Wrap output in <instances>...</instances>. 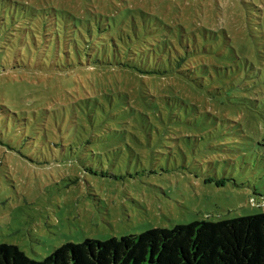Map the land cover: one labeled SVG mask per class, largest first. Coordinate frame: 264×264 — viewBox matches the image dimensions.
Instances as JSON below:
<instances>
[{
    "label": "rangeland",
    "instance_id": "rangeland-1",
    "mask_svg": "<svg viewBox=\"0 0 264 264\" xmlns=\"http://www.w3.org/2000/svg\"><path fill=\"white\" fill-rule=\"evenodd\" d=\"M0 67V244L264 213V0H0Z\"/></svg>",
    "mask_w": 264,
    "mask_h": 264
},
{
    "label": "trees",
    "instance_id": "trees-1",
    "mask_svg": "<svg viewBox=\"0 0 264 264\" xmlns=\"http://www.w3.org/2000/svg\"><path fill=\"white\" fill-rule=\"evenodd\" d=\"M51 19L53 29L45 35L54 36L52 31L57 28V20L53 16ZM128 31V26L115 28L108 21L98 27L101 35H114L112 32L132 35ZM128 52V62L120 60L118 66L131 68L129 61L138 55L131 56L134 52L131 48ZM185 60H181L179 66ZM102 65H112V62H101ZM134 69L146 74L138 67ZM179 74L199 81L196 69ZM0 264H264V213L217 222L195 221L173 229L154 228L139 235L112 237L105 242L86 239L78 245L69 243L55 249L42 262L31 259L16 245L0 244Z\"/></svg>",
    "mask_w": 264,
    "mask_h": 264
}]
</instances>
